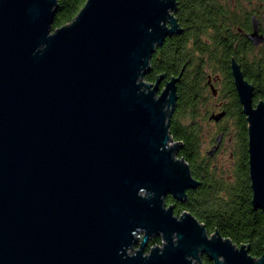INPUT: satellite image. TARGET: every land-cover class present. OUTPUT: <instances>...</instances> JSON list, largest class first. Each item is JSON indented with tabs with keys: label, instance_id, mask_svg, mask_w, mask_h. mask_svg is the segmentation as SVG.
I'll list each match as a JSON object with an SVG mask.
<instances>
[{
	"label": "water",
	"instance_id": "obj_1",
	"mask_svg": "<svg viewBox=\"0 0 264 264\" xmlns=\"http://www.w3.org/2000/svg\"><path fill=\"white\" fill-rule=\"evenodd\" d=\"M57 10L0 0V264H264V247L256 258L218 230L209 237L165 201L200 184L169 129L181 74L163 88V74L145 80L156 48L181 31L177 0H86L52 30ZM248 36L264 41L255 20ZM231 68L264 211V100Z\"/></svg>",
	"mask_w": 264,
	"mask_h": 264
},
{
	"label": "trees",
	"instance_id": "obj_2",
	"mask_svg": "<svg viewBox=\"0 0 264 264\" xmlns=\"http://www.w3.org/2000/svg\"><path fill=\"white\" fill-rule=\"evenodd\" d=\"M86 0H57V13L52 30L71 22ZM264 7V0H177L176 17L181 31L168 36L151 58V69L145 75L148 82L165 76L161 88L173 76H179L178 99L170 118V133L181 142L177 155L190 165L192 175L200 181L196 188L187 190V197L179 200L172 195L165 198L174 206V213L190 211L204 223L209 234L219 231L224 237L241 246L248 245L249 253L261 257L264 247V211L253 205V190L249 174L248 122L235 89L231 63L243 64L245 77L255 85V101L264 100V56L245 63L235 46L247 29L246 21L252 12ZM241 42L238 45L240 50ZM245 64L247 68L245 67ZM222 78L219 96L226 101L224 125L213 132L207 129L211 115L208 105L215 106L208 79ZM224 109H221L223 111ZM223 142L217 153L233 144L224 162L204 153L205 143ZM161 244L158 236L146 248ZM203 264H213L208 256Z\"/></svg>",
	"mask_w": 264,
	"mask_h": 264
},
{
	"label": "flooded vegetation",
	"instance_id": "obj_3",
	"mask_svg": "<svg viewBox=\"0 0 264 264\" xmlns=\"http://www.w3.org/2000/svg\"><path fill=\"white\" fill-rule=\"evenodd\" d=\"M248 20L250 21V23L247 26V29L244 30L240 27L238 28V32L241 34V39H239V41L237 42V44L235 46V49L238 50L240 55L245 58V63H250L251 60L254 58L256 59V61H258V60L262 59V56H264V41L256 44L248 36V34L252 33L254 30V20L257 23L258 34H262L264 36V7L258 8V10H255L254 12H252L248 17H246V21H248ZM240 42H241V45H240L241 49L239 50L238 45ZM237 63L240 65L241 69L243 70V64L244 63H242V61L237 62ZM245 67L247 68L246 64H245ZM233 80H234V78H233ZM221 83H222V78L217 76V77L212 79L209 77L208 88L210 89V91L212 92V94L214 96L216 108L217 109H224L223 111H225V115H226L227 114V110H225L226 109V101L221 99L219 96L220 95L219 90L221 89V85H220ZM254 87H255V85H254ZM254 100H255V96H254ZM225 115L223 117H225ZM222 118L220 120H222ZM220 120H218V121H220ZM223 143L224 142H223V135H222V139L220 141V144L218 146L217 151L211 156H214L218 152V150L220 149V147Z\"/></svg>",
	"mask_w": 264,
	"mask_h": 264
},
{
	"label": "rangeland",
	"instance_id": "obj_4",
	"mask_svg": "<svg viewBox=\"0 0 264 264\" xmlns=\"http://www.w3.org/2000/svg\"><path fill=\"white\" fill-rule=\"evenodd\" d=\"M208 111L207 112H205V110H204V113H206V114H208V115H211L212 113L213 114H219L220 112H222L221 111V109H217V108H213V106L211 105V104H209L208 105ZM209 122H210V125H207V124H205L206 125V127H207V129L209 130V129H213V132H215V131H217L218 132V130L220 129V127H222L223 125H224V123L222 122V120H220V121H216V120H214V119H209ZM225 141V143H224V145H226V142H227V140L225 139L224 140ZM175 142V141H174ZM211 145H212V143H205L204 144V148H203V152L205 153L207 150H209V149H211ZM230 145L231 146H227V149L225 148L224 150H223V152H219V153H216L215 155H214V161L217 163L218 161L219 162H224L225 163V161H226V159L228 158V153L229 152H231V150L233 151V144H231L230 143ZM225 160V161H224ZM224 166H228V163H225L224 164ZM209 234V233H208ZM209 237H210V234H209ZM137 248L138 247V245H136V246H134V248ZM129 252H131V250H129ZM204 256H207L206 254H203L201 257H202V261H203V257ZM196 261V258H194V262Z\"/></svg>",
	"mask_w": 264,
	"mask_h": 264
}]
</instances>
